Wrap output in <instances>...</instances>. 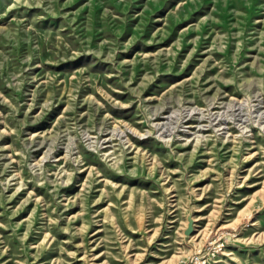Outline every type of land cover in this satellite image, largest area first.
Returning a JSON list of instances; mask_svg holds the SVG:
<instances>
[{"label":"rangeland","instance_id":"1","mask_svg":"<svg viewBox=\"0 0 264 264\" xmlns=\"http://www.w3.org/2000/svg\"><path fill=\"white\" fill-rule=\"evenodd\" d=\"M0 264H264V0H0Z\"/></svg>","mask_w":264,"mask_h":264}]
</instances>
